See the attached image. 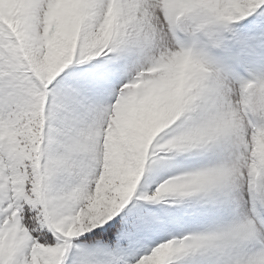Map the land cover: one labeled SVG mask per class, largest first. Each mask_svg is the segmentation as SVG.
<instances>
[{
	"label": "snow or ice",
	"instance_id": "snow-or-ice-1",
	"mask_svg": "<svg viewBox=\"0 0 264 264\" xmlns=\"http://www.w3.org/2000/svg\"><path fill=\"white\" fill-rule=\"evenodd\" d=\"M0 264H264V0H0Z\"/></svg>",
	"mask_w": 264,
	"mask_h": 264
}]
</instances>
